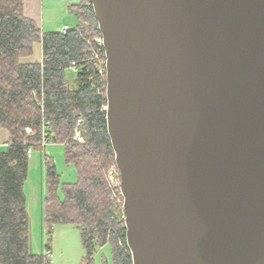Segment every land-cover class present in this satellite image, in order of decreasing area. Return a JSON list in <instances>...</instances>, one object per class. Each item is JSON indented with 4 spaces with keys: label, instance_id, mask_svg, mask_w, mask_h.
Masks as SVG:
<instances>
[{
    "label": "water",
    "instance_id": "1",
    "mask_svg": "<svg viewBox=\"0 0 264 264\" xmlns=\"http://www.w3.org/2000/svg\"><path fill=\"white\" fill-rule=\"evenodd\" d=\"M133 264H264V0H90Z\"/></svg>",
    "mask_w": 264,
    "mask_h": 264
},
{
    "label": "trees",
    "instance_id": "2",
    "mask_svg": "<svg viewBox=\"0 0 264 264\" xmlns=\"http://www.w3.org/2000/svg\"><path fill=\"white\" fill-rule=\"evenodd\" d=\"M73 13L76 24L66 34L44 33L25 16L24 0H0V133L9 134L0 149V264H51L44 254L31 251L24 191L28 151H41L44 120L52 123L54 143L64 146L66 162L78 176L76 183L63 185L56 167L46 168L43 214L49 235L56 225L76 226L85 250L82 264H96L106 246L111 259L102 264H133L123 214L121 219L107 182L115 153L105 109L106 57L97 44L102 34L90 0L73 6ZM36 44H42L43 62L25 61ZM80 120L85 143L74 140Z\"/></svg>",
    "mask_w": 264,
    "mask_h": 264
},
{
    "label": "rangeland",
    "instance_id": "3",
    "mask_svg": "<svg viewBox=\"0 0 264 264\" xmlns=\"http://www.w3.org/2000/svg\"><path fill=\"white\" fill-rule=\"evenodd\" d=\"M69 24L71 25L72 21H69ZM101 64L99 62V66ZM4 147L5 145L0 143V149ZM44 153L53 159L63 185L73 184L78 180L75 167L68 165L66 162V152L63 145L51 144L44 151L34 150L33 155L29 159L28 178L24 187L31 229V251L34 254H46L49 245L51 251L50 258L53 264H82L85 250L81 242V233L78 227L73 225H56L53 228L52 236L47 233L44 214L42 216V212H44L42 211V206L47 195V165L43 158ZM107 182L112 191L111 199L115 210L120 214L122 219L123 197L119 188L121 182L120 172L116 165H113L108 170ZM104 258L111 259V249L109 246L99 250L96 255V264H102Z\"/></svg>",
    "mask_w": 264,
    "mask_h": 264
},
{
    "label": "crops",
    "instance_id": "4",
    "mask_svg": "<svg viewBox=\"0 0 264 264\" xmlns=\"http://www.w3.org/2000/svg\"><path fill=\"white\" fill-rule=\"evenodd\" d=\"M80 2L81 0H24V14L26 17L34 20L44 33L60 32L64 27L70 25L69 21H72L70 26L76 24L73 6L78 5ZM25 61L42 63V44H36L34 55ZM8 140V131L2 130L0 133V143L6 145Z\"/></svg>",
    "mask_w": 264,
    "mask_h": 264
},
{
    "label": "built area",
    "instance_id": "5",
    "mask_svg": "<svg viewBox=\"0 0 264 264\" xmlns=\"http://www.w3.org/2000/svg\"><path fill=\"white\" fill-rule=\"evenodd\" d=\"M74 26V25H72ZM70 25H67L66 27H64L62 29V33L63 34H66L68 32V30L70 29ZM98 46L99 48H103L104 49V45H103V40H99L98 41ZM96 56L99 57V53L96 52ZM71 70L76 73L77 72V64L76 62H73L71 64ZM83 121H79L76 129H75V135H74V140L77 141L78 143H85V138L83 136ZM26 132L27 134L31 135L33 133L32 129L31 128H27L26 129ZM51 144H55L54 143V139H53V133H52V123L48 120H44L43 121V124H42V141L40 143V147H41V151H44L45 148L48 146V145H51ZM34 147H31L28 151V155L29 157H31L34 153ZM44 161H45V164L47 166H50V167H54L55 165L51 162L50 160V157L44 153ZM120 188V187H119ZM123 220H125V215L123 213ZM47 233L49 234V230H47ZM50 254H51V251L50 249L47 247V252L45 255V257L47 258V260L53 264L51 258H50Z\"/></svg>",
    "mask_w": 264,
    "mask_h": 264
}]
</instances>
